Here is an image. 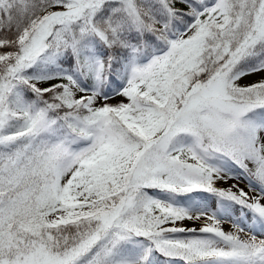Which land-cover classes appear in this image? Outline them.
Listing matches in <instances>:
<instances>
[{
	"label": "snow or ice",
	"instance_id": "6c2138e0",
	"mask_svg": "<svg viewBox=\"0 0 264 264\" xmlns=\"http://www.w3.org/2000/svg\"><path fill=\"white\" fill-rule=\"evenodd\" d=\"M0 264H264V0H0Z\"/></svg>",
	"mask_w": 264,
	"mask_h": 264
}]
</instances>
